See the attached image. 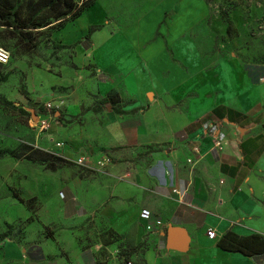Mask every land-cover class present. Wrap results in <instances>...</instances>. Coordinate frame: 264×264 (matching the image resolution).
Returning a JSON list of instances; mask_svg holds the SVG:
<instances>
[{
	"label": "crops",
	"instance_id": "0c3cea01",
	"mask_svg": "<svg viewBox=\"0 0 264 264\" xmlns=\"http://www.w3.org/2000/svg\"><path fill=\"white\" fill-rule=\"evenodd\" d=\"M99 1L50 25L66 83L45 92L61 119L43 138L63 142V158L112 159L99 217L133 264H264L217 246L227 231L264 237V63L232 52L207 0ZM111 94L120 113L99 103ZM28 243L2 240V264H98L88 237L48 260Z\"/></svg>",
	"mask_w": 264,
	"mask_h": 264
},
{
	"label": "rangeland",
	"instance_id": "374dc122",
	"mask_svg": "<svg viewBox=\"0 0 264 264\" xmlns=\"http://www.w3.org/2000/svg\"><path fill=\"white\" fill-rule=\"evenodd\" d=\"M73 1L80 8L89 0ZM108 1L100 0L99 3ZM207 1L214 11L225 15L232 23L228 36L222 37L224 42L230 40L232 52L245 62L264 63V0ZM12 2L23 18L35 16L48 20L45 0ZM49 30L47 27L32 30L29 38L34 48L27 50L21 37L0 27V46L10 53L9 63L0 66V97L14 107L0 106V150H11L18 157L0 158V234L7 233L6 239L14 242L29 241L26 247H41L44 255L50 253L53 256L61 253V246L71 248L69 255L74 248H86L83 239L88 237V248H94L98 264H121L129 248H123L99 217V208L105 200L103 188H107V184L104 177L108 170L82 167L71 158L59 156L55 143L60 141L51 143L43 138L55 116L52 115L54 119L48 128L40 131L32 128L28 114L15 110L30 113L32 109L44 107V103L52 104L53 100L47 101L45 92L65 86L66 78L60 77L56 70L54 73V63H49L54 53ZM35 151L51 153L65 163L52 167L49 159ZM28 154L46 163L25 159ZM71 197L77 200L71 202ZM74 206L79 218L63 220V211L68 212ZM1 254L2 251L0 264L4 262ZM44 258L48 260L46 255Z\"/></svg>",
	"mask_w": 264,
	"mask_h": 264
},
{
	"label": "trees",
	"instance_id": "16d2710c",
	"mask_svg": "<svg viewBox=\"0 0 264 264\" xmlns=\"http://www.w3.org/2000/svg\"><path fill=\"white\" fill-rule=\"evenodd\" d=\"M92 1L93 0H89L86 3H83L80 8H77L73 0H45L44 6L48 20L44 21V19H41V17L36 19L35 16L25 19L22 17L21 12L13 4L12 0H0V27L12 31L15 35L21 37V39L24 40V43L28 46L27 50H32L34 46L30 45L31 40L29 38L32 30L41 29L43 27L51 29L50 25L53 23H56L57 26H60L61 23L67 19L77 18L84 9L92 4ZM221 17L223 22H225L227 25V33L229 34L232 28V23L225 15L221 14ZM51 19L54 22H51ZM98 28L100 27L91 28L90 33ZM88 38L89 36H87V39ZM118 102V96L111 94L101 99L99 103L102 105H111L115 112L120 113L121 111L116 107ZM0 106L12 107L11 103L2 97H0ZM15 110L21 114H28L30 118L33 116L37 117L39 113H45V108L42 106L32 109L30 113H26L21 109ZM51 112V115L55 116L56 119H61L56 110ZM35 152L42 158L49 159L48 162L52 164V167H56L58 163H65L63 159L55 157L51 153L43 151ZM4 156H10L16 159L18 158L17 155L11 150H0V158H3ZM24 158L39 164L46 163L45 160H41L40 158L33 156V154H28ZM6 237L7 233L0 234V241L4 240ZM217 246L227 251H238L250 256L261 255L264 254V237L257 234L240 236L232 231H227L219 239ZM128 255H126V259L128 258Z\"/></svg>",
	"mask_w": 264,
	"mask_h": 264
},
{
	"label": "built area",
	"instance_id": "2783aa9c",
	"mask_svg": "<svg viewBox=\"0 0 264 264\" xmlns=\"http://www.w3.org/2000/svg\"><path fill=\"white\" fill-rule=\"evenodd\" d=\"M10 61V53L3 47L0 46V65H7ZM45 108V113H42L40 116H37L35 120H30V123H32V128L36 130H44L47 129L50 122L54 119V117L49 113L51 112L52 105L50 103L44 104ZM56 148L62 149L64 147L63 142H56L55 143ZM214 147L218 150L222 149V139L219 135L215 136L214 140ZM193 155H199V148L198 146L194 145L192 148ZM193 156L192 158H189L187 160L188 163H193ZM74 162L82 167L90 168V169H95V170H100L106 167L111 163L110 157L108 156H102L99 159L93 160L92 157L88 155H79L74 159ZM162 225V222L160 220H157L154 222L152 225H147L146 226V231L150 232L152 231L155 227H159ZM207 235L209 237L214 236V232L212 229H209L207 231ZM121 264H133L131 259L124 260Z\"/></svg>",
	"mask_w": 264,
	"mask_h": 264
},
{
	"label": "water",
	"instance_id": "95a60500",
	"mask_svg": "<svg viewBox=\"0 0 264 264\" xmlns=\"http://www.w3.org/2000/svg\"><path fill=\"white\" fill-rule=\"evenodd\" d=\"M32 119H33V120H35V119H36V117H35V116H33V117H32Z\"/></svg>",
	"mask_w": 264,
	"mask_h": 264
}]
</instances>
